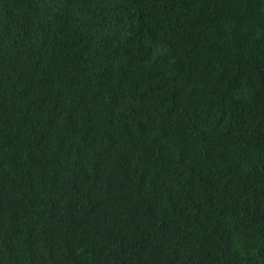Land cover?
<instances>
[{"label":"trees","instance_id":"16d2710c","mask_svg":"<svg viewBox=\"0 0 264 264\" xmlns=\"http://www.w3.org/2000/svg\"><path fill=\"white\" fill-rule=\"evenodd\" d=\"M0 264H264V0H0Z\"/></svg>","mask_w":264,"mask_h":264}]
</instances>
